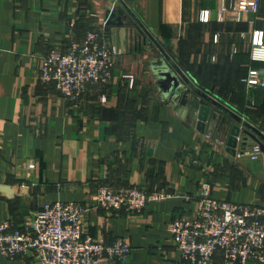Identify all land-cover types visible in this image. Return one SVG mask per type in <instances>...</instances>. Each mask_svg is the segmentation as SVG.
I'll return each mask as SVG.
<instances>
[{
  "label": "crops",
  "instance_id": "obj_1",
  "mask_svg": "<svg viewBox=\"0 0 264 264\" xmlns=\"http://www.w3.org/2000/svg\"><path fill=\"white\" fill-rule=\"evenodd\" d=\"M222 2L0 0V224L30 217L54 200L92 207L102 183L135 184L161 195L139 213L93 207L86 226L110 241L131 242L128 259L115 264H178L168 224L196 209L203 181L218 199L264 205V155L247 153L251 139L229 151L217 115L205 131L198 129L192 107L178 105L186 83L157 44L143 40L136 20L200 88L264 132V88L247 87L250 70L264 68L250 54L254 30L264 43V0L241 20L224 15ZM90 30L121 53L107 84L70 101L40 78V57L53 47L67 50ZM0 264L40 263L31 255L0 254ZM208 264L227 263L216 253Z\"/></svg>",
  "mask_w": 264,
  "mask_h": 264
},
{
  "label": "built area",
  "instance_id": "obj_2",
  "mask_svg": "<svg viewBox=\"0 0 264 264\" xmlns=\"http://www.w3.org/2000/svg\"><path fill=\"white\" fill-rule=\"evenodd\" d=\"M259 8L260 0H231L228 4L224 0L220 11L241 20ZM237 50L234 47V52ZM120 53L117 45L105 42L102 33L90 30L82 40H71L67 50L53 47L42 55L40 78L55 83L68 100L78 101L88 87L111 80ZM250 54L254 61H264V43L258 29L251 35ZM247 87H264V68L250 70ZM218 142L224 145V139ZM247 153L256 159L262 152L254 143ZM211 189L209 180L203 181L196 209L175 216L168 224L171 239L180 251L177 263L208 264L216 253H221L227 264L264 263V205L218 199ZM160 195L135 184L116 187L102 183L92 207L76 200L45 203L30 217L0 224V254L9 258L31 255L40 264L121 263L131 254V242L124 237L110 241L103 234H93L86 226L89 211L101 207L108 213L121 209L139 213L150 199Z\"/></svg>",
  "mask_w": 264,
  "mask_h": 264
},
{
  "label": "water",
  "instance_id": "obj_3",
  "mask_svg": "<svg viewBox=\"0 0 264 264\" xmlns=\"http://www.w3.org/2000/svg\"><path fill=\"white\" fill-rule=\"evenodd\" d=\"M122 3L129 11L127 4L125 2ZM119 13H124V11L120 8V11L118 10L116 14L120 15ZM132 14L135 16L134 13ZM136 20L139 22L144 32L143 40H147L148 37L155 42L186 83L185 91H187L186 93H184V91L181 93L178 105L188 103L190 107H192V111L194 112L193 120L197 124L198 129L205 131L217 115L216 126L221 129L224 137L227 138V148L229 151L235 153L238 146L245 147L251 139L254 143L259 144L261 152L264 155V132L259 127L246 120L243 115L200 88L198 84L180 68L138 17ZM119 23V18L114 20V25L111 28V37L118 34L119 28L117 26ZM118 48L120 49V47ZM182 89H184V86ZM191 93L193 94L192 97L186 100L188 94L190 96ZM2 189V186H0V190Z\"/></svg>",
  "mask_w": 264,
  "mask_h": 264
},
{
  "label": "trees",
  "instance_id": "obj_4",
  "mask_svg": "<svg viewBox=\"0 0 264 264\" xmlns=\"http://www.w3.org/2000/svg\"><path fill=\"white\" fill-rule=\"evenodd\" d=\"M257 88V87H256ZM262 88H264V87H262Z\"/></svg>",
  "mask_w": 264,
  "mask_h": 264
}]
</instances>
